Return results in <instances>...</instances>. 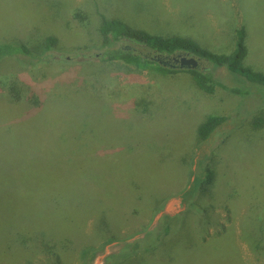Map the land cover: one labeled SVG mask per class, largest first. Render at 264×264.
I'll return each mask as SVG.
<instances>
[{
	"label": "rangeland",
	"instance_id": "obj_1",
	"mask_svg": "<svg viewBox=\"0 0 264 264\" xmlns=\"http://www.w3.org/2000/svg\"><path fill=\"white\" fill-rule=\"evenodd\" d=\"M101 15L219 54L234 50L243 28L244 67L264 74V0H0V42L58 40L49 53L56 62L27 71L16 59L0 62V93L16 81L23 97L18 105L0 97V264H52L45 250L53 239L68 248L56 264H82L84 247L104 242L92 233L100 216L116 239L91 264L141 239L145 253L128 250L118 264H264L243 220L249 212L257 220L252 208L264 207V90L213 66L227 90L212 95L187 73L115 69L99 60ZM209 116L226 122L192 153ZM203 167L218 173L217 200L192 186ZM191 189L192 207L184 199ZM167 217L168 234H157Z\"/></svg>",
	"mask_w": 264,
	"mask_h": 264
},
{
	"label": "trees",
	"instance_id": "obj_2",
	"mask_svg": "<svg viewBox=\"0 0 264 264\" xmlns=\"http://www.w3.org/2000/svg\"><path fill=\"white\" fill-rule=\"evenodd\" d=\"M100 18V48L103 50V52L99 60L104 63H109L112 67H115V69L121 68L120 64H134V67L136 69H139V67H141L140 69L145 67L144 69H153L157 73H161L163 75H171L179 72L187 73L191 76L195 86L202 93L206 95H212L217 88L227 90L225 86H223L216 80L213 72L210 69V66H213V68H226L232 74L243 76L249 82L257 85L264 90V74L255 73L251 69L244 67V61L247 56V48L245 43L246 33L243 28L237 30L236 32L237 35L234 50L229 54H219L202 49L195 40L189 37H181L179 35L162 36L157 34H150L149 32L147 33V31L145 30L135 28L120 19H107L103 15H101ZM57 41L58 40H56L55 38H47L44 39L39 45L37 44V46L34 48L28 47L25 43L18 41L0 42V62L5 59H16L19 62V67H22L24 71H27L29 68H39L40 66H43L49 62H56L51 59V55L49 53L55 50ZM122 43H130L133 45L143 46L156 55L150 58L148 56H142L136 53L134 49L120 45ZM174 55H189L199 58L203 60L205 64L208 65V67H205L203 69L198 67L197 69L192 70H176L165 67L153 59L157 56L169 57ZM0 90H3L2 93H4V89L0 88ZM7 90H9L7 96H4V94L0 93L1 98L6 97L5 100H9V102L5 101L6 104H20L23 97L22 89L19 87L18 82L12 81L8 85ZM231 91L233 93H237L235 89H231ZM27 101L28 103L34 105L33 109L38 110L41 107L39 99H37V97H34V95L29 96L27 98ZM258 121L259 123H261V125L264 124V120ZM225 122L226 119L221 116H209L208 118H206L197 128L196 142L193 145V148H191V152L193 153L194 150H199L205 144L209 143L212 136L216 133L217 129L220 128ZM155 149H157L156 145ZM201 163L200 165L202 166ZM186 164L189 168V162L186 161ZM182 166L186 168L185 165ZM217 176L218 173L214 170L208 167H203L202 173L197 175L195 182L192 185H198L197 189L199 198H205L210 195L212 200H217L214 191L216 183L219 179ZM188 184L190 183L187 182V185ZM185 193L186 194L184 195V199L187 204H190L194 197V195H192L194 193V190L191 189L186 191ZM190 206L192 207L194 206V204L192 203ZM162 208L163 206L158 208L154 212L161 211ZM252 212L257 214V220L252 218L251 212H249V215H247V220L243 219L245 226L244 235L246 239L249 240L253 245L252 250L254 254H256V256L264 258V220H258V214L264 213V207L262 209L257 206L255 208L253 207ZM249 218L250 220H248ZM103 220V216H100L98 218V222L96 223L95 229L92 233L97 234L99 237H101L102 235L101 238L104 239V242L100 247H84L83 251L80 254V261L82 262V264H91L96 258L99 251L103 250V246L106 245V243L111 244V242L115 241L116 239L114 237V234L111 235L110 233V230L114 229V227H112L111 223ZM170 222L171 218L167 217L161 219L162 230L155 229V231H157V234L167 235L169 232L168 228L170 227ZM142 240L143 239L137 240L133 244L126 246L123 249L122 253H120V255H113L108 257L106 259V264H118L124 262L133 255L129 252H133L135 256H137L136 254H138V252L145 253L144 251L140 250L139 246ZM56 241L60 245L58 240L53 239L49 242V244L52 245L53 250H50L48 248H46L47 250H45L50 254L51 258L48 257V260H53L52 264H56L58 262V258L55 259L54 256H57V252L59 251V249H61L62 251L68 250V248L66 249L61 245L59 246L55 244ZM128 264H145V262L143 263L140 259H137V263L129 262Z\"/></svg>",
	"mask_w": 264,
	"mask_h": 264
},
{
	"label": "water",
	"instance_id": "obj_3",
	"mask_svg": "<svg viewBox=\"0 0 264 264\" xmlns=\"http://www.w3.org/2000/svg\"><path fill=\"white\" fill-rule=\"evenodd\" d=\"M172 63H166L165 61H160L165 67L176 70H192L199 67V60L193 56L189 55H178L177 57H172Z\"/></svg>",
	"mask_w": 264,
	"mask_h": 264
},
{
	"label": "flooded vegetation",
	"instance_id": "obj_4",
	"mask_svg": "<svg viewBox=\"0 0 264 264\" xmlns=\"http://www.w3.org/2000/svg\"><path fill=\"white\" fill-rule=\"evenodd\" d=\"M178 55H174V56H169V57H163V56H155L156 58H153L156 62H158V63H162V62H160V61H165L166 63H172V57H177ZM162 64H165V63H162ZM164 66V65H163Z\"/></svg>",
	"mask_w": 264,
	"mask_h": 264
}]
</instances>
